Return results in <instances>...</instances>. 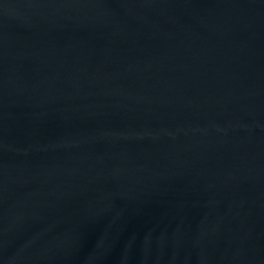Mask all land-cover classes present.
<instances>
[{
    "label": "water",
    "instance_id": "obj_1",
    "mask_svg": "<svg viewBox=\"0 0 264 264\" xmlns=\"http://www.w3.org/2000/svg\"><path fill=\"white\" fill-rule=\"evenodd\" d=\"M0 264H264V0H0Z\"/></svg>",
    "mask_w": 264,
    "mask_h": 264
}]
</instances>
